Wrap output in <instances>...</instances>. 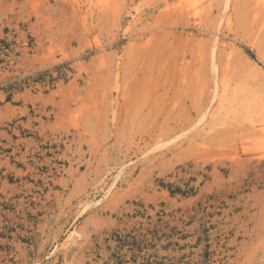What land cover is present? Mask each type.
Listing matches in <instances>:
<instances>
[{"label": "rangeland", "instance_id": "obj_1", "mask_svg": "<svg viewBox=\"0 0 264 264\" xmlns=\"http://www.w3.org/2000/svg\"><path fill=\"white\" fill-rule=\"evenodd\" d=\"M261 3L0 0V264H264Z\"/></svg>", "mask_w": 264, "mask_h": 264}, {"label": "trees", "instance_id": "obj_2", "mask_svg": "<svg viewBox=\"0 0 264 264\" xmlns=\"http://www.w3.org/2000/svg\"><path fill=\"white\" fill-rule=\"evenodd\" d=\"M159 232H160V231L155 230V232H154V241L159 240V239H161V238L171 237L170 235L162 234V235L158 238L157 236H158ZM173 233H174V229L171 230V235H173ZM133 243H134L133 245H136V244H137V249H139V251L142 250L141 247H142V245H144V241H141V242H139V243L134 241Z\"/></svg>", "mask_w": 264, "mask_h": 264}, {"label": "bare ground", "instance_id": "obj_3", "mask_svg": "<svg viewBox=\"0 0 264 264\" xmlns=\"http://www.w3.org/2000/svg\"><path fill=\"white\" fill-rule=\"evenodd\" d=\"M256 1H258V2L260 1V2H262L261 4H264V0H256ZM104 3H105V2H104ZM106 3H107V2H106ZM191 4H194V3H191ZM191 4H190V5H191ZM195 4H196V2H195ZM190 5H188V6L190 7ZM188 6H187V8L189 9ZM103 7H104V6H103ZM195 8H196V7H194L193 9L196 10ZM201 8H202V7H201ZM103 9H104V8H103ZM190 9H192V8H190ZM190 9H189V10H190ZM193 9H192V10H193ZM180 10H181V8H180ZM196 11H197V10H196ZM201 11H202V10H201ZM190 13H192L191 15H192L193 17H198V13H197V12H193V11H191ZM188 14H189V13H188ZM200 14H201V12L199 13V16H200ZM189 15H190V14H189ZM191 15H190V16H191ZM195 19H196V18H195Z\"/></svg>", "mask_w": 264, "mask_h": 264}]
</instances>
